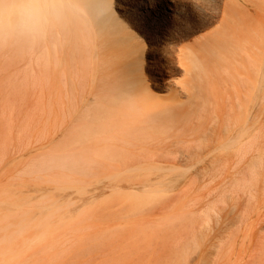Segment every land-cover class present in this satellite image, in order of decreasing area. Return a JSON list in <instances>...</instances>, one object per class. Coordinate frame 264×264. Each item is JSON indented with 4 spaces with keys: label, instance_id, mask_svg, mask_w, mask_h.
I'll list each match as a JSON object with an SVG mask.
<instances>
[{
    "label": "bare ground",
    "instance_id": "1",
    "mask_svg": "<svg viewBox=\"0 0 264 264\" xmlns=\"http://www.w3.org/2000/svg\"><path fill=\"white\" fill-rule=\"evenodd\" d=\"M168 1L157 6L149 0L138 1L136 9L126 6L127 15L123 17L115 10L113 0H0V20L4 22L0 26V51L27 52L29 62L48 73L45 77L49 88H60L62 97V141L32 162L34 171L63 169L88 174L97 166L110 165L113 169L105 177L115 182L152 171L171 174L193 167L216 169L229 157L236 160H230L232 164L227 161L223 167L230 165L235 169L244 162L243 169L254 171L255 175L263 168L264 140L257 133L262 131L257 124L261 121L264 129V16L258 18L254 0H229L223 7L208 6L212 15H222L220 24L196 37L193 43L183 44V32L174 28L171 21L179 18L178 11ZM21 8L32 13L31 23L25 27L20 26L21 18L17 15ZM167 9L173 13L169 15ZM153 22L157 29L152 27ZM140 25L151 40L161 38L166 45L150 50L140 40ZM155 30L161 35L153 34ZM155 58L159 61L152 60ZM147 62L152 63L154 75H147ZM165 151L175 158L186 153L188 160L179 162V158L165 166V159H156ZM206 157H210L209 161H204ZM157 178L163 181V177ZM251 178L243 177L242 181L251 183ZM236 181L242 183L241 179ZM152 184H141L142 193L121 194L118 187L121 192H116V197L136 211L167 191L162 184ZM67 188L68 185L61 186L58 190ZM70 188L78 196L88 193L83 185ZM114 190L111 191L115 194ZM45 194L38 196L45 200L33 205L27 201L0 200V210L28 204L37 208L35 217L22 218L15 228L25 231L36 226L49 236L48 230L64 225L70 218L66 208L74 202ZM49 214L58 225H53ZM8 253L17 257L20 252L13 249ZM248 257L245 260L253 259Z\"/></svg>",
    "mask_w": 264,
    "mask_h": 264
},
{
    "label": "rangeland",
    "instance_id": "2",
    "mask_svg": "<svg viewBox=\"0 0 264 264\" xmlns=\"http://www.w3.org/2000/svg\"><path fill=\"white\" fill-rule=\"evenodd\" d=\"M138 1L141 0H113L115 10L123 17L127 15L126 6L136 9ZM149 1L156 6L163 2V0ZM169 1L176 7L179 14L182 11L181 0ZM228 1L198 0L199 16L195 22L185 20L182 24H177V20L173 18L172 26L183 32L180 43H193L196 37L217 27L220 24L218 21L222 20V15H212V11L206 7L213 5L223 7ZM254 2L253 8L258 18L262 19L264 0H254ZM167 12L169 15L173 13L168 9ZM127 18L130 19L128 16ZM138 27L141 34L140 40H144L150 50L163 48L166 45L161 38L159 41L151 40L148 32L141 25ZM152 27L157 29L158 25L153 22ZM153 34L161 35L156 33V30ZM13 51H0V200H8L12 203L27 201L33 205L40 200H45L39 197L46 193L45 195L49 194L53 198L56 196L61 201L72 200L76 205L66 208L67 216L70 215V218H67L66 223L60 227L56 226L58 224L54 216L49 214L48 217L56 226L48 230L49 236L39 231L36 226L25 231L15 228L22 218L35 217L34 212L37 208L29 204L22 208L11 206L10 210L1 208L0 264H246L248 261L247 264H264V234L262 235L264 232V164L255 175L254 171L243 169L244 162L235 169L230 165L228 168L223 167L227 161L234 162L236 158L229 157L228 160L227 157H225L227 159L221 157V160L226 161L220 162L222 164L219 165L223 168L217 167L216 169L219 170L210 168L204 171L193 167L183 170L184 172L179 170L180 173L171 171L173 175L170 171L161 170V172L158 171L159 173L152 171L153 173H149L150 176L148 173H142L139 174L142 175L141 177L132 178L133 180L127 178L118 179L115 182L105 177L113 169L110 165L97 166L90 169L92 173L88 174L63 169L34 171L31 168L32 162L50 152L62 141L63 112L62 108L60 109L62 97L60 88H51L53 90L49 88L46 83L48 73L42 71L43 68L40 65L38 67L29 62L30 57L27 52L24 54V52ZM152 60L159 61L157 58ZM147 64V75H154L152 63L147 62ZM257 95L259 96V93ZM259 128H262L261 132L264 131L261 121L257 124V129ZM259 132L257 133L262 136L263 141L264 132L262 134ZM167 153L165 151L159 154V160L156 157L159 162L165 159L162 163L165 166H168V161L174 164L179 158V162L188 160L186 153H182L184 157L178 153L183 160L179 155V158H175L171 153L170 159L171 155L168 156ZM164 155L165 158H163ZM167 156L168 160H166ZM206 159L204 161H209L210 157ZM231 161L230 164H232ZM151 176L154 178L149 179ZM247 176L252 177L251 183L242 181L243 177L247 178ZM157 177H163L166 183H162V179ZM237 179H241L242 183H238L240 186L237 184ZM149 182L162 184V188L166 187L163 190H167L163 191L164 193L162 192L163 194L153 201L154 203H149L150 206L147 204L144 208L131 211L128 203L116 197V192H121L117 191L118 187L122 190L121 194L132 191L142 193L144 191L141 184H149ZM153 184L156 185V183ZM67 185L68 188L73 185H83L84 191H88L89 194L83 191L85 194L82 193L80 197L75 194V190H70L71 188L58 190L61 186ZM108 189L114 190L115 194ZM64 191L68 194L65 195ZM95 194L97 196L93 198ZM107 196L108 200L105 199ZM95 198L98 202L94 201L96 205L92 209ZM90 199H92L91 202ZM87 202L88 204L93 202L92 206H87L91 207L89 213L86 211L89 209L84 207ZM83 207L86 213L81 215L84 212H81ZM28 208L31 212L24 214ZM76 210L79 213L76 214ZM75 219L79 220L75 221ZM71 221H74V224H69V222L72 223ZM238 223H240L239 226ZM15 229L18 231L15 232ZM260 242L262 245L258 244ZM30 248L33 249L30 250ZM13 249L19 250L20 255L15 257L8 253ZM259 249L261 252L258 251ZM252 252L255 253L252 255ZM248 256L254 257L251 259ZM247 257L250 260H245ZM239 258L242 260L237 263Z\"/></svg>",
    "mask_w": 264,
    "mask_h": 264
},
{
    "label": "snow or ice",
    "instance_id": "3",
    "mask_svg": "<svg viewBox=\"0 0 264 264\" xmlns=\"http://www.w3.org/2000/svg\"><path fill=\"white\" fill-rule=\"evenodd\" d=\"M182 11L178 14L177 24L189 21L195 22L199 16V3L198 0H181Z\"/></svg>",
    "mask_w": 264,
    "mask_h": 264
},
{
    "label": "clouds",
    "instance_id": "4",
    "mask_svg": "<svg viewBox=\"0 0 264 264\" xmlns=\"http://www.w3.org/2000/svg\"><path fill=\"white\" fill-rule=\"evenodd\" d=\"M17 15L21 18L20 19V26L25 27L31 23L32 13L27 8H21ZM4 22L0 20V26H3Z\"/></svg>",
    "mask_w": 264,
    "mask_h": 264
}]
</instances>
